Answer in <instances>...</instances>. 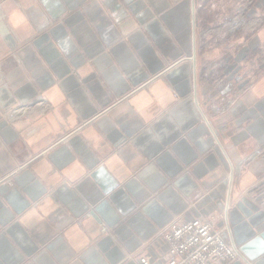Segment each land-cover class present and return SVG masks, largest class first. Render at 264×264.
<instances>
[{
	"label": "crops",
	"instance_id": "crops-1",
	"mask_svg": "<svg viewBox=\"0 0 264 264\" xmlns=\"http://www.w3.org/2000/svg\"><path fill=\"white\" fill-rule=\"evenodd\" d=\"M213 5L0 0V264H167L177 218L264 229V58L204 38Z\"/></svg>",
	"mask_w": 264,
	"mask_h": 264
},
{
	"label": "rangeland",
	"instance_id": "rangeland-1",
	"mask_svg": "<svg viewBox=\"0 0 264 264\" xmlns=\"http://www.w3.org/2000/svg\"><path fill=\"white\" fill-rule=\"evenodd\" d=\"M217 2L218 6L216 8V6L213 5V11L208 10L206 7L203 9V23H205L204 38L211 37V39H213L215 43H218L219 46L226 43L228 40L232 41L233 48L236 50L243 49V46L248 43L250 44L249 49L252 50V59H256V65L260 64V58H264V42L256 41V37L264 36V0H217ZM223 38L225 41L222 40ZM221 61L222 60L216 63V65H222ZM257 70L259 72L262 71L261 69ZM222 80V77H220L218 80L219 83L223 82ZM232 176L233 175L231 173V177L229 178V190L232 187ZM220 215L223 216L224 212L220 213ZM199 219L210 222L213 225V228L227 231L228 234H225L227 241L230 244H235L240 250L238 248L237 249L243 253L240 246L231 240L232 236L229 234L230 231L228 225L225 224L221 227H217L214 225L213 220ZM175 220L186 221L192 219L177 218L173 221ZM169 225H167V227ZM241 256L242 255H240V257ZM228 263L224 262V264Z\"/></svg>",
	"mask_w": 264,
	"mask_h": 264
},
{
	"label": "built area",
	"instance_id": "built-area-1",
	"mask_svg": "<svg viewBox=\"0 0 264 264\" xmlns=\"http://www.w3.org/2000/svg\"><path fill=\"white\" fill-rule=\"evenodd\" d=\"M226 233L199 218L172 221L162 235L168 264H224L233 261L242 253L235 244L227 241ZM150 262V255L140 257V264Z\"/></svg>",
	"mask_w": 264,
	"mask_h": 264
},
{
	"label": "water",
	"instance_id": "water-1",
	"mask_svg": "<svg viewBox=\"0 0 264 264\" xmlns=\"http://www.w3.org/2000/svg\"><path fill=\"white\" fill-rule=\"evenodd\" d=\"M243 253L251 259L264 254V229L241 245Z\"/></svg>",
	"mask_w": 264,
	"mask_h": 264
}]
</instances>
